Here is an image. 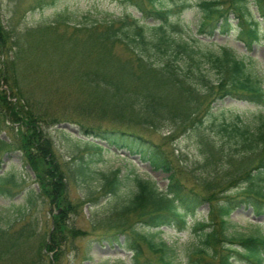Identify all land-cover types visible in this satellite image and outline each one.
Here are the masks:
<instances>
[{
    "label": "trees",
    "instance_id": "obj_1",
    "mask_svg": "<svg viewBox=\"0 0 264 264\" xmlns=\"http://www.w3.org/2000/svg\"><path fill=\"white\" fill-rule=\"evenodd\" d=\"M48 1L53 0L36 5ZM132 1L140 15L86 23L60 16L24 30L6 22L0 6V164L3 153L20 151L37 185L25 189L27 206L39 198L52 207L48 230H36L31 219L18 230L0 221V264H62L66 247L87 233L71 221L72 214L102 198L110 201V212L101 218L92 212L89 220L105 229L106 239L124 236L122 246L132 252V264H182L173 259L171 245L144 228L184 230L188 216L204 204L209 211L194 223L201 245L190 254L191 263L233 264L239 257L264 264V234L228 232L231 215L241 206L264 218V111L247 122L240 115L218 118L213 105L227 96L264 104L261 81L234 48L185 36V26L174 17L188 0ZM252 2L259 18L246 0H231L230 7L225 0L202 2L200 31L212 36L236 29L251 50L261 40L264 22V0ZM53 52L72 63L55 60ZM63 123L79 132L74 169L64 167L47 130ZM165 125L171 137L194 134L200 157L190 160L155 140L153 134ZM94 138L138 154L153 172L166 174V187L132 168L126 176L132 188L124 190L125 176L114 169L100 172L96 186L84 180L86 197L73 199L70 184L88 175L87 156L119 155ZM24 182L5 172L0 195L13 197Z\"/></svg>",
    "mask_w": 264,
    "mask_h": 264
},
{
    "label": "rangeland",
    "instance_id": "obj_2",
    "mask_svg": "<svg viewBox=\"0 0 264 264\" xmlns=\"http://www.w3.org/2000/svg\"><path fill=\"white\" fill-rule=\"evenodd\" d=\"M213 2L215 0H188L180 13L174 17L185 26V36L193 35L206 43L216 42V44H227L234 48L239 57L244 58L249 64L254 74L257 75L264 87V22L260 27L261 40L255 43L251 50L237 37L236 29L229 33H221L216 30L214 35L208 32H201L200 25L204 16V10L200 6L202 2ZM225 6H231V0H225ZM247 6L252 14L259 18L256 7L252 0H246ZM37 0H0V6L3 19L16 27L18 30L37 27L53 22L60 16H65L70 23H86L92 21H107L117 19L126 14L140 15L137 4L132 0H53L45 2V5L38 7ZM185 7V8H184ZM180 10V9H179ZM231 20L234 25L237 19L231 14ZM62 44V43H60ZM206 47H216L213 44H203ZM55 60L63 59V64H71L70 59L64 54L53 52ZM2 89H6V84L1 81ZM214 111L218 118H235L240 115L245 121L251 122L255 116L264 111V104L250 101L237 100L227 96L223 100H217L213 103ZM211 121L206 123V129L210 130ZM54 147L60 160L67 169H74L77 165L76 159L72 156L77 144H81L75 137L79 135L78 128L74 125L65 128L62 124L50 126L48 129ZM3 137L8 138L7 133ZM155 140L165 142L167 149H174L178 154L180 151L187 154L190 160L198 159L200 152L198 149L197 138L194 134L180 135L171 137L169 125L161 126L153 134ZM93 138V137H90ZM106 148L113 149L119 155L106 153L99 159V156L92 159L87 156L88 175L81 176L76 182L70 184V195L73 199L86 197L85 181L88 180L91 186H96L101 181L100 172L120 169L121 174L125 176L126 187L124 190L132 188V180H128L131 169L135 168L138 173L144 177L152 176L159 182V185L166 187L168 180L166 174L153 172L149 165L140 161L139 155L132 154L128 149L109 145L107 141L100 138H94ZM180 150V151H179ZM0 175L5 172L9 175L14 174L17 180H25L21 190H15L13 197H3L0 195V221L2 224L13 223V229H20L27 219H31L36 230H48L52 225L51 209L39 198L33 206H27L25 189H37L35 177L32 170L25 164L20 151H7L1 155ZM132 163H131V161ZM131 164H136L132 167ZM95 188V187H94ZM22 191V192H19ZM96 193H98L96 191ZM110 201L108 198H102L99 204L91 206V203L83 205L77 212L72 214L71 221L76 227L81 228L87 233L75 238L64 251L61 258L62 264H132V252L122 246L124 236L120 235V241L109 240L105 238V229L95 227L89 219L91 213H96L98 218L106 217L110 212ZM209 211V205H202L195 216H188V227L184 230H178L173 226H164L161 228H144L145 232L153 236L156 240L165 241L174 249L173 259L182 264H192L190 254L199 245H201L200 232L194 228L196 221H202L206 218ZM26 213V218H23ZM233 222L228 227V232L234 236H250L254 234H264V218L257 216L251 208L241 206L231 215ZM34 245V239L31 238ZM238 250L240 245L235 244ZM233 264H250L239 257L233 260Z\"/></svg>",
    "mask_w": 264,
    "mask_h": 264
}]
</instances>
